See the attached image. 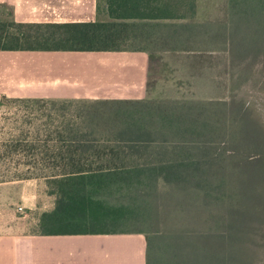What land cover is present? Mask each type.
Here are the masks:
<instances>
[{
	"label": "trees",
	"instance_id": "obj_1",
	"mask_svg": "<svg viewBox=\"0 0 264 264\" xmlns=\"http://www.w3.org/2000/svg\"><path fill=\"white\" fill-rule=\"evenodd\" d=\"M197 1L104 0L112 21L6 18L0 50L227 52L230 69L241 65L236 84L256 65L264 79V0H224L212 19L199 18ZM17 100L47 118L42 144L6 145L47 170L55 202L41 235L142 234L145 264H259L264 134L245 99Z\"/></svg>",
	"mask_w": 264,
	"mask_h": 264
},
{
	"label": "crops",
	"instance_id": "obj_2",
	"mask_svg": "<svg viewBox=\"0 0 264 264\" xmlns=\"http://www.w3.org/2000/svg\"><path fill=\"white\" fill-rule=\"evenodd\" d=\"M6 18L19 23L113 20L104 0H0V20ZM176 53L143 46L100 52L0 50V93L19 99H151L147 94L150 59ZM52 82L58 86L52 88ZM82 85L88 89L78 87ZM43 201L32 190L14 196L0 193V264H114V257L125 260L123 253L116 254L109 245V239L118 235H41L39 216L53 209L54 198H48V205ZM20 205L24 211L19 214L26 210L38 213L33 224L14 217V206Z\"/></svg>",
	"mask_w": 264,
	"mask_h": 264
},
{
	"label": "rangeland",
	"instance_id": "obj_3",
	"mask_svg": "<svg viewBox=\"0 0 264 264\" xmlns=\"http://www.w3.org/2000/svg\"><path fill=\"white\" fill-rule=\"evenodd\" d=\"M223 3L224 0H198L199 18H220L223 15ZM258 66L260 68V65ZM258 66L252 69L251 77L246 83L238 85L236 78L241 65L235 67L234 70L230 69L227 52L203 50L155 56L150 59L147 94L152 99L182 93L187 98L202 101L222 100L228 106L240 103L243 98L245 105L253 112V116H250L251 122H258L264 134V79L258 75ZM83 81L85 84L86 81ZM56 83L52 82L51 87H57ZM33 87L36 90L41 89L37 86ZM78 87L88 89L85 85ZM17 99L19 98L7 97L0 93V193L4 192L9 196H14L24 192L28 194L32 190L34 194L44 197L45 204L48 198H54L55 202V197L49 193L47 180L39 176L41 172H47V170H40L39 167L30 165V162L36 160L35 157L28 153L6 149V145L15 144L16 140L21 141L22 145H40L45 139L36 136L43 132L47 118L35 112L31 107L32 104ZM55 99L69 100L72 98ZM51 119L54 124H57L58 118L54 113H51ZM49 140L48 143L51 144V139ZM16 207L14 206L16 214L13 213L14 217L20 218L22 222L30 224L38 218V213L28 214L29 210H26L28 216L23 218L26 213L22 215L18 212L24 211V208L19 211V206L17 209ZM166 225L177 226L179 222L177 219L168 220ZM114 235L118 236L110 238L109 245L113 247L116 254L123 253L125 256L124 261L113 256L114 264H145L146 241L142 234ZM109 252L111 253V249ZM259 254L261 256L259 264H264V250H260Z\"/></svg>",
	"mask_w": 264,
	"mask_h": 264
},
{
	"label": "built area",
	"instance_id": "obj_4",
	"mask_svg": "<svg viewBox=\"0 0 264 264\" xmlns=\"http://www.w3.org/2000/svg\"><path fill=\"white\" fill-rule=\"evenodd\" d=\"M18 210H19V211H22V210H23V207L19 206V207H18Z\"/></svg>",
	"mask_w": 264,
	"mask_h": 264
}]
</instances>
